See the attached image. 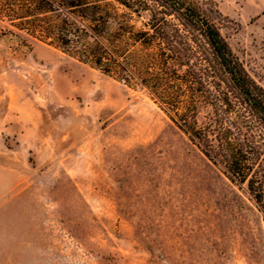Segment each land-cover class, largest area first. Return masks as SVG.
<instances>
[{
	"label": "rangeland",
	"instance_id": "obj_1",
	"mask_svg": "<svg viewBox=\"0 0 264 264\" xmlns=\"http://www.w3.org/2000/svg\"><path fill=\"white\" fill-rule=\"evenodd\" d=\"M191 1L264 89V0ZM11 31L0 22V161L26 183L0 206V264H264L245 188L143 92Z\"/></svg>",
	"mask_w": 264,
	"mask_h": 264
},
{
	"label": "trees",
	"instance_id": "obj_2",
	"mask_svg": "<svg viewBox=\"0 0 264 264\" xmlns=\"http://www.w3.org/2000/svg\"><path fill=\"white\" fill-rule=\"evenodd\" d=\"M0 22L143 92L264 223V89L191 0H0Z\"/></svg>",
	"mask_w": 264,
	"mask_h": 264
},
{
	"label": "crops",
	"instance_id": "obj_3",
	"mask_svg": "<svg viewBox=\"0 0 264 264\" xmlns=\"http://www.w3.org/2000/svg\"><path fill=\"white\" fill-rule=\"evenodd\" d=\"M8 161H0V206L5 199L10 197L12 191L20 189L22 183H26L25 169L13 162L7 156ZM25 165V162H23Z\"/></svg>",
	"mask_w": 264,
	"mask_h": 264
}]
</instances>
